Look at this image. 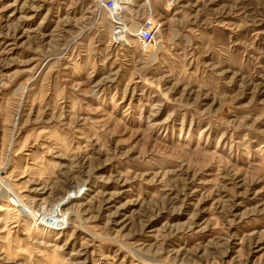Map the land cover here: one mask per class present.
Returning a JSON list of instances; mask_svg holds the SVG:
<instances>
[{
	"label": "rangeland",
	"instance_id": "374dc122",
	"mask_svg": "<svg viewBox=\"0 0 264 264\" xmlns=\"http://www.w3.org/2000/svg\"><path fill=\"white\" fill-rule=\"evenodd\" d=\"M110 2L0 0V264H264V0Z\"/></svg>",
	"mask_w": 264,
	"mask_h": 264
},
{
	"label": "bare ground",
	"instance_id": "6f19581e",
	"mask_svg": "<svg viewBox=\"0 0 264 264\" xmlns=\"http://www.w3.org/2000/svg\"><path fill=\"white\" fill-rule=\"evenodd\" d=\"M119 2H123V0H111V2H110V4H112L113 5V9L115 10L117 7H119V5H117V3H119ZM116 11V10H115ZM116 13H117V11H116ZM116 13H114V14H116ZM116 15H118V14H116ZM118 19H120L119 17H118ZM114 22H115V24L117 25V24H123V22L121 21V20H117V19H114ZM116 25L114 26L115 28H116ZM155 32H156V30H153L152 28H148L144 33H142L141 34V36H144L145 38H154V34H155ZM116 36H117V34H115ZM138 35H139V32H138ZM118 38H120V36H117ZM143 39V38H142ZM11 194V193H10ZM9 194V195H10ZM9 197V196H8ZM14 199V198H13ZM14 201V203H16V205H18L19 206V203L17 202V199H14L13 200ZM2 209H4V208H2Z\"/></svg>",
	"mask_w": 264,
	"mask_h": 264
},
{
	"label": "built area",
	"instance_id": "2783aa9c",
	"mask_svg": "<svg viewBox=\"0 0 264 264\" xmlns=\"http://www.w3.org/2000/svg\"><path fill=\"white\" fill-rule=\"evenodd\" d=\"M171 1H173V0H171ZM154 25H155V24H153L150 28H152L153 30H156V29H154V27H155ZM145 31H146V30H145ZM145 31H144V32H145ZM141 37L143 38V41H144V42H145V41H146V42H150V41H152V40L154 39V38H153V39H152V38H145L144 36H141Z\"/></svg>",
	"mask_w": 264,
	"mask_h": 264
}]
</instances>
